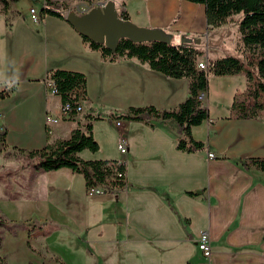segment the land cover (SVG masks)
Returning a JSON list of instances; mask_svg holds the SVG:
<instances>
[{
	"label": "crops",
	"instance_id": "1",
	"mask_svg": "<svg viewBox=\"0 0 264 264\" xmlns=\"http://www.w3.org/2000/svg\"><path fill=\"white\" fill-rule=\"evenodd\" d=\"M51 1L69 8L93 0ZM115 2L118 13L125 11L136 26L161 29L177 40L176 45L189 41L186 44L206 54L199 61L207 63L220 55V44H210L212 33L219 40L220 28L208 27L204 5L185 0ZM10 7L0 15V89L16 85L0 101V131H7L6 158L0 144V175L6 176L0 181L1 212L13 222L56 226L83 240L92 264H264V177L238 163L264 158V119L209 116L191 130L193 139L206 145L195 154L176 150L172 122L154 121L150 126L115 119V131L102 140L95 135L94 121L99 152L104 145L114 152L89 157L84 151L78 156L122 163L127 185L90 198L81 175L65 168L37 171L13 148L40 150L47 135L67 140L89 115L101 121L125 115L131 107L175 109L188 96V81L166 78L135 59L106 61L64 18L40 19V9L34 24L29 11ZM240 30L241 25L234 30L233 57L250 61L238 45ZM57 69L86 76L87 100L77 102L80 113L62 116L61 100L45 80L48 71ZM47 116L58 122L48 125ZM122 135L128 152L118 155ZM203 231L211 239L209 259L197 248ZM26 233L19 236L28 238Z\"/></svg>",
	"mask_w": 264,
	"mask_h": 264
},
{
	"label": "trees",
	"instance_id": "2",
	"mask_svg": "<svg viewBox=\"0 0 264 264\" xmlns=\"http://www.w3.org/2000/svg\"><path fill=\"white\" fill-rule=\"evenodd\" d=\"M18 0H0V15H6L11 3ZM115 1V0H106ZM194 4L204 5L206 22L210 29L226 25L230 19L243 14L239 38V47L244 56L249 55L251 60L228 56L207 61L205 70L198 69L202 53L192 44L178 45L162 42L133 43L122 39L118 42L116 51L110 52L103 45H97L82 37V41L90 50L97 51L101 57L109 62L119 59H135L139 63L169 79H186L188 81V96L175 109H159L154 106L131 107L125 115L114 119L142 122L152 126V122H172L177 129L176 150L185 154H195L205 151L203 142L195 141L191 130L208 120V110L204 104L197 101L199 92L207 93L210 76L224 77L245 75L247 91L242 100L232 105L229 118L256 120L264 119V0H185ZM67 7L46 0L42 5L39 18L54 16L63 19L62 10ZM120 18L129 20L125 11L120 12ZM46 82L55 91L62 105L70 103L74 106L78 101L87 100V79L80 73L62 70H50L46 73ZM16 85H5L0 89V101L7 99L15 90ZM100 119L87 116L82 127L73 129L67 140H52L46 137L44 148L34 151H24L13 148L23 155V160L32 162L34 169L40 172H50L60 169H69L79 174L85 181L86 189L91 187L107 186V193H114L113 189L122 191L126 187V180L118 177V173L125 171L122 163L111 167L109 161H86L78 155L83 151L95 154L99 145L92 133V123ZM6 129L0 131V144L7 157ZM240 166L248 171L256 169L264 177V158H245L238 161ZM193 196V193H187ZM40 226V227H39ZM54 228V226H53ZM42 225L32 221L16 223L4 216L0 211V249H2L5 234L15 236L18 232L27 231L30 237L49 235ZM45 233V234H44ZM0 264H8L7 257H0Z\"/></svg>",
	"mask_w": 264,
	"mask_h": 264
},
{
	"label": "rangeland",
	"instance_id": "3",
	"mask_svg": "<svg viewBox=\"0 0 264 264\" xmlns=\"http://www.w3.org/2000/svg\"><path fill=\"white\" fill-rule=\"evenodd\" d=\"M11 4L15 5L16 9L18 11L21 10L23 13L29 11L30 7L34 8L36 12L41 9L40 0H18ZM231 19L233 22H229L227 26L220 27L218 30L220 32L218 41H215L216 37L213 33L210 36V44L217 43L221 46L218 53L220 55L215 59L233 56L234 54L232 49L235 47L236 42L232 38L234 30L236 31L241 24L243 14L235 15ZM230 26L233 27L230 28ZM170 44L176 45L177 40L172 39ZM205 57L206 54H202L201 58L205 59ZM247 86L245 75L210 76L207 85V101L202 103L207 107L208 116L211 119L229 117L233 103L235 100L240 101L243 99ZM104 116L106 114L103 113L102 117ZM110 118L106 116L103 120L97 121L95 135L98 139L104 140L109 133L115 131V119L114 117ZM107 150L108 152L110 151V154L114 152L107 145H104L103 149L100 152L98 151L99 153L83 152L85 153L84 155L92 157L100 155L103 151L107 153ZM115 151L118 154L117 150ZM5 178V175H0V181L5 180ZM0 196H3L1 192ZM44 226V229H46L44 231L49 233V235L38 237L39 239L30 237L27 231L25 232H27L26 236L28 235V238L19 236L23 231L18 232L15 236L5 234L3 246L0 249V257L6 256L9 264H92L91 258L85 254L88 247L83 240L78 241L74 239L67 231L58 229L56 226L54 228L47 224H44Z\"/></svg>",
	"mask_w": 264,
	"mask_h": 264
},
{
	"label": "water",
	"instance_id": "4",
	"mask_svg": "<svg viewBox=\"0 0 264 264\" xmlns=\"http://www.w3.org/2000/svg\"><path fill=\"white\" fill-rule=\"evenodd\" d=\"M64 20L83 38L103 45L114 53L122 39L133 43L162 42L169 44L172 37L161 29L138 27L130 20L120 18L116 2L109 1L103 8H94L84 15L69 11ZM182 42H189L187 40Z\"/></svg>",
	"mask_w": 264,
	"mask_h": 264
},
{
	"label": "built area",
	"instance_id": "5",
	"mask_svg": "<svg viewBox=\"0 0 264 264\" xmlns=\"http://www.w3.org/2000/svg\"><path fill=\"white\" fill-rule=\"evenodd\" d=\"M45 1L46 0H42V3L44 4ZM106 3H107L106 0H93L91 2H86V3L82 4L81 6L67 8L64 11V15L66 13H68L69 11H74L78 15H84L94 8H97V7L103 8L106 5ZM29 15H30V18L34 24L39 22L38 13L36 12V10L34 8L29 10ZM206 66H207V63H205V62L198 63V69L199 70H205ZM50 92L52 94H55V91L53 90V88L51 89ZM197 101L200 103H205L206 93L205 92H199L197 95ZM81 111H82V108L77 103H75L74 106H72L70 103H66L62 106L61 114H62V116H70L73 113H80ZM57 122H58V119H53L49 116L46 117V123L48 125H55ZM116 126L120 127L121 122L120 121L116 122ZM117 151L121 155H125L128 152V144H127L126 138L123 135L120 136V138H119V141L117 144ZM208 158L213 159V155L208 154ZM108 165L111 167H116L117 164L110 162ZM118 177L123 179V181H125L126 180L125 171L119 172ZM107 189H108L107 186L91 187V188L86 189V195L90 198L103 196L106 194ZM113 190L117 191L116 188H114ZM197 248L201 252L202 256L205 259H209L211 257V255H212V253H211V239H210V235L208 232L203 231L199 234L198 241H197Z\"/></svg>",
	"mask_w": 264,
	"mask_h": 264
}]
</instances>
